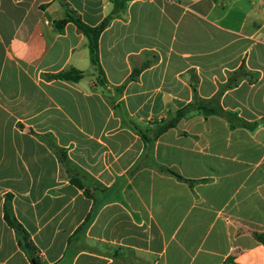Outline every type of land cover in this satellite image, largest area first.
<instances>
[{
  "label": "crops",
  "instance_id": "0c3cea01",
  "mask_svg": "<svg viewBox=\"0 0 264 264\" xmlns=\"http://www.w3.org/2000/svg\"><path fill=\"white\" fill-rule=\"evenodd\" d=\"M61 2L91 27L115 7L0 0V264H31L8 200L45 264H264V0H118L101 74L73 24L56 30ZM215 96L255 128L192 112L154 137Z\"/></svg>",
  "mask_w": 264,
  "mask_h": 264
},
{
  "label": "trees",
  "instance_id": "16d2710c",
  "mask_svg": "<svg viewBox=\"0 0 264 264\" xmlns=\"http://www.w3.org/2000/svg\"><path fill=\"white\" fill-rule=\"evenodd\" d=\"M112 1L114 2V6H115L114 13H112L110 16L104 19L96 27H91L83 23V21L74 11L69 9L65 3L61 2L64 8L65 17L64 19L58 21L55 24L56 30L58 32H62L64 26L68 23H71L76 27L78 32L81 33L87 39L88 49L91 54V62L93 65L97 66L99 73L101 71L98 67V40L100 38V35L104 31V29L108 26L109 22L115 15V11L118 8L123 7L122 6L123 4L116 3L118 0H112ZM145 66H147V64L144 65V67ZM139 72H140L139 70H134L132 72V75L130 76V80L134 79L136 75L139 74ZM240 75L245 76L246 73H244L242 69H239L236 73L231 74L224 88L229 89V88H233L234 86H236L238 82V77ZM82 77H83V73L75 71V70H70L68 72L49 76L48 78L51 80L78 82ZM192 112H196L202 115L204 118H207L210 116L220 117L228 123L230 129L243 128V129L252 131L256 126V123L246 122L240 117H238V115L234 112L223 110L219 104V98L216 96L209 100H202V99L196 98L194 99L192 103L187 104L181 109H179L178 111H176L175 115L169 121H167L164 125L158 128L154 137H158L164 132H166L167 130L175 128L176 125L181 120L186 118ZM157 169L163 174L172 175L176 177L178 180L184 181V179H182L178 174H176L172 170H169L165 167L158 166V165H157ZM70 183L74 185L75 187H77L78 189L83 190L84 194L88 196V193L84 188V185L81 183V181L78 178L71 177ZM96 211H97L96 208L93 207L91 212L85 218L84 222L78 228L77 232L84 233L87 230V228L89 227V225L94 219ZM3 212H4V220L7 226L15 232L18 247L28 257L30 263L31 264H45L39 260L37 250L32 244L28 234L23 229V227L16 221L12 213V208H11L9 200L5 202ZM253 237L258 243L264 246V233H253Z\"/></svg>",
  "mask_w": 264,
  "mask_h": 264
},
{
  "label": "built area",
  "instance_id": "2783aa9c",
  "mask_svg": "<svg viewBox=\"0 0 264 264\" xmlns=\"http://www.w3.org/2000/svg\"><path fill=\"white\" fill-rule=\"evenodd\" d=\"M45 24H48L47 22Z\"/></svg>",
  "mask_w": 264,
  "mask_h": 264
}]
</instances>
